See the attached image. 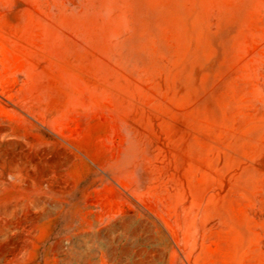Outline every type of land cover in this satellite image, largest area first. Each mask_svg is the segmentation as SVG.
<instances>
[{
    "label": "rangeland",
    "instance_id": "rangeland-1",
    "mask_svg": "<svg viewBox=\"0 0 264 264\" xmlns=\"http://www.w3.org/2000/svg\"><path fill=\"white\" fill-rule=\"evenodd\" d=\"M0 264H264V0H0Z\"/></svg>",
    "mask_w": 264,
    "mask_h": 264
}]
</instances>
